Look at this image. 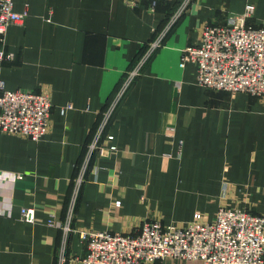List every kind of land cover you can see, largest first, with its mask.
Wrapping results in <instances>:
<instances>
[{
	"label": "crops",
	"instance_id": "0c3cea01",
	"mask_svg": "<svg viewBox=\"0 0 264 264\" xmlns=\"http://www.w3.org/2000/svg\"><path fill=\"white\" fill-rule=\"evenodd\" d=\"M179 1L13 0L27 14L6 31L13 58L0 60V80L47 92L51 111L39 140L0 134V264H57L62 231L46 221L65 217L75 165L153 30L163 33L161 45L105 127L117 149L92 159L74 229L127 232L144 218L180 224L195 212L210 220L219 205L264 215V97L200 86L195 65H180L204 23L252 3L250 22L260 25L264 0H192L170 21ZM23 206L34 207L33 222L19 218ZM84 250L70 232L64 264H81ZM155 264L203 263L166 257Z\"/></svg>",
	"mask_w": 264,
	"mask_h": 264
},
{
	"label": "built area",
	"instance_id": "2783aa9c",
	"mask_svg": "<svg viewBox=\"0 0 264 264\" xmlns=\"http://www.w3.org/2000/svg\"><path fill=\"white\" fill-rule=\"evenodd\" d=\"M155 5L159 0H149ZM165 1V0H162ZM192 0H180L170 16L173 21ZM254 5L246 3L240 13L228 14L223 21L202 25L199 40L182 48L180 65L192 62L196 67V83L230 93L245 92L264 97V23L250 22ZM26 9L15 11L13 0H0V60H11L13 53L5 49L6 31L20 24ZM165 30V29H164ZM144 45L101 111L97 125L76 163L72 192L65 217H49L48 225L62 231L57 251V264H64L67 238L76 231L85 250L81 264H155L166 257L198 259L203 264H264V215L236 206L219 205L214 217L204 219L195 212L180 224L163 223L157 218H144L131 231L77 230L73 227L74 207L94 157H105L116 151L113 135L105 132L117 104L141 73L144 65L161 45L162 32L155 33ZM72 108L68 102L60 113ZM51 102L44 91L8 89L0 80V134L11 132L39 140L48 128ZM172 135L173 128L167 127ZM180 142V141H179ZM119 204V201H115ZM34 207L23 206L19 218L34 221Z\"/></svg>",
	"mask_w": 264,
	"mask_h": 264
}]
</instances>
